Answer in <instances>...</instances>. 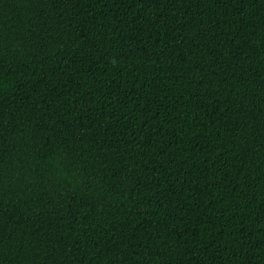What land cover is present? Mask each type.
<instances>
[{
    "label": "trees",
    "instance_id": "trees-1",
    "mask_svg": "<svg viewBox=\"0 0 264 264\" xmlns=\"http://www.w3.org/2000/svg\"><path fill=\"white\" fill-rule=\"evenodd\" d=\"M0 264H264V0H0Z\"/></svg>",
    "mask_w": 264,
    "mask_h": 264
}]
</instances>
